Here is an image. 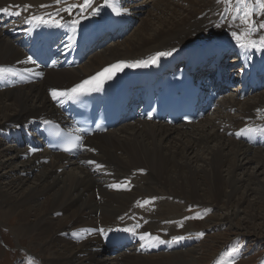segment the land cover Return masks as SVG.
<instances>
[{
    "label": "bare ground",
    "instance_id": "1",
    "mask_svg": "<svg viewBox=\"0 0 264 264\" xmlns=\"http://www.w3.org/2000/svg\"><path fill=\"white\" fill-rule=\"evenodd\" d=\"M73 3L0 0V8L18 5L12 11L21 12L19 16L0 13V67L20 73L0 79V85H5L0 90V220L3 224L12 218L16 220L13 231L20 240L29 242L44 264L209 263L218 247L203 245L211 251L197 257L194 245L202 242L201 237L174 239L178 229L190 231L188 214L184 212L188 207L183 203L197 207V213L212 215L209 225L238 231L247 230L239 215L245 203L249 206L248 198L258 197L264 208V154L259 151L261 148L239 140L237 135L247 120L256 118L255 112L264 109V90L242 103L236 97L238 94L226 97L219 103V111L217 105L213 118L206 115L198 125L181 128L139 119L131 121L88 139L84 152L76 159L46 150H30L33 142L19 147L10 139L34 121L43 125L48 120H61L57 101L61 99L65 106L68 99L54 100L52 90L69 89L118 62L148 61L129 75L130 87L136 88L135 82H139L144 69L153 66L156 77L163 64L175 63L176 53L223 37L236 44L230 33L240 29L236 24L229 28L228 23L216 27L221 23L217 13L225 7L217 0H147L133 6V15L128 11L117 15L111 8L101 7L98 15L83 19L72 32L70 21L78 16L64 11L60 16L55 13ZM25 5L31 7L25 9ZM96 5L101 6L99 0H94ZM46 13L55 19L62 16L61 23L68 22L69 26L29 22L32 16L48 19ZM143 13L147 17H142ZM252 19L264 20V15L253 13ZM135 20L138 24L130 36L93 52L79 66L73 64L72 56L86 52L87 43L108 29L123 30ZM261 35L264 30L251 39L258 40ZM157 52L171 55L152 64L150 60ZM29 57L32 62H28ZM182 61L192 62L190 58ZM34 72L42 76L37 77ZM238 89L239 86L233 91ZM89 160L95 164L82 163ZM96 164L102 167L96 168ZM250 165L257 168L253 174L246 173ZM67 167L73 168L71 173ZM30 175H34V186L27 185ZM112 184L118 187H109ZM250 206L254 213V204ZM256 220L254 214L249 215L248 224L255 232ZM126 227H135V234L122 230ZM157 231L166 235V244L139 239L144 232ZM121 234L134 235L133 246L105 259L103 254L110 241ZM217 238L229 240L226 235L214 239ZM178 246H182L181 251H176ZM229 250L216 260L224 263L237 257Z\"/></svg>",
    "mask_w": 264,
    "mask_h": 264
},
{
    "label": "snow or ice",
    "instance_id": "2",
    "mask_svg": "<svg viewBox=\"0 0 264 264\" xmlns=\"http://www.w3.org/2000/svg\"><path fill=\"white\" fill-rule=\"evenodd\" d=\"M56 5L64 3L65 0H54ZM223 3L225 7L217 13L220 18L221 23H217L216 27H220L222 23H228L229 28L236 24L240 29L239 31H231L230 35L236 41L237 46L245 51H251L252 49L260 50V48H264V35L259 36L257 39H251V37L261 30H264V20H254L252 19L253 13H258L260 15H264V0H217V3ZM109 7L111 10L117 14L121 15L127 11L124 9L121 3V0H104V5H96L94 6V0H82L81 3H73L68 4L64 9H56V16H60L62 11L67 12L69 16L76 15L78 18L72 19L70 21V25L72 26V32L77 30V27L81 24L83 19L90 18L93 15H98L101 7ZM18 5H10L8 7L0 8V13H4L6 15H21L20 11H12V9L19 8ZM31 7V5H25L24 8L27 9ZM40 7L46 8L50 7V5H41ZM74 10H78V12H74ZM48 19H45L43 16H32L29 18V22L32 20L38 21L43 24H48L50 26L56 27H68L69 23L61 21L63 17L60 19H55L51 13H46ZM66 47H71L70 44H66ZM259 46V47H258ZM174 51V50H173ZM167 55H171V52H157L155 56H153L150 60L152 64H155L160 57H164ZM28 62H32V58H28ZM148 61H136L131 64H127L124 62H120L117 64L110 65L102 69L100 72L95 75L89 77L81 81L78 84H75L69 89H65L63 91L52 90L51 95L53 99L58 98H68L75 100L77 96L90 93L92 91H99L103 84L113 79V77L120 71H122L125 67H140L146 66ZM25 71L32 72L31 69H25ZM33 75L40 77L42 73L34 72ZM6 75L18 76L20 73L15 71L12 68L0 67V79H3ZM62 102V101H61ZM151 119V115L148 116ZM46 123H49L46 121ZM247 131V130H242ZM240 135V133H238ZM66 152H72L77 150H84V143L82 136H77L75 141H71L67 143L64 148ZM89 151H95L94 149H87ZM35 151V149H33ZM82 163L95 164V161H82ZM102 165L96 164V168H101ZM109 187H118L117 184L109 185ZM139 203V202H138ZM147 203V201L145 202ZM123 219V218H121ZM125 232H131L135 234V227H126L122 229ZM92 231H95L93 229ZM99 231L103 232V229H99ZM75 235V233H74ZM139 239L141 241H157L163 243L164 241L160 240L159 236H152L151 233L144 232L139 235ZM175 240L183 239V237H174Z\"/></svg>",
    "mask_w": 264,
    "mask_h": 264
},
{
    "label": "rangeland",
    "instance_id": "3",
    "mask_svg": "<svg viewBox=\"0 0 264 264\" xmlns=\"http://www.w3.org/2000/svg\"><path fill=\"white\" fill-rule=\"evenodd\" d=\"M68 1L73 3L72 0H68ZM77 1H80V0H77ZM101 1H102V4H101V6H102L104 0H99V3ZM144 1H147V0L140 1L141 3L140 2L139 3L142 4V3H144ZM212 1H214V0H212ZM138 11H142V10H138ZM144 13L142 14V17H147ZM137 24H138V20L136 21V25ZM130 33L126 37L130 36L131 35ZM122 39H124V38H122ZM122 39H120V40H122ZM111 44H113V43L111 42L109 45H111ZM233 90H234V88L233 89L230 88L229 91L226 93V97L232 96V94L237 93L236 91H233ZM248 99L249 98H247L246 100H248ZM245 101L242 99L240 102L242 103ZM218 111H219V108H218ZM233 113H232V115H233ZM213 115H214V113L209 114L207 116H209L210 118H213ZM238 115L239 114H237L235 116H238ZM203 121H204V119H203ZM198 124L199 123H196L194 125H198ZM176 126H179V125H176ZM179 127L184 128L183 126H179ZM187 129H189V128H187ZM206 130H209V127H206ZM4 143L9 145V143H7V142H4ZM197 150L198 149L196 148V151ZM259 151H262L264 154V147H262L261 150H259ZM71 168L72 167H69V168L67 167V171H69L70 173L73 170V168L72 169ZM248 170L249 171L246 173H248V174L252 173L253 174L254 170L256 171L257 168L255 167V165H250L248 167ZM23 176L25 177V175H23ZM29 179L30 180L28 181L27 185L28 186H31V185L34 186V184H35L34 175H30ZM257 198L258 197L248 198L249 206H248V203H245L241 208V211L243 213H241L239 215V218L242 220L243 223L245 222L244 227L247 228V230L245 229V230H241V231H238L237 229H236L237 231L232 230L228 226L219 227V226H215V225L214 226L209 225V218L212 215H210V214L204 215V212H202V211L197 213V211H199V209H196L197 207L195 208L194 206H187V205H189V203H183V205L185 207H188L184 211L186 214H188L187 215V217H188V223H187L188 231L190 230L189 231L190 234H195L198 237L199 236L202 237V242L194 246V248L196 249V252H198L197 257L198 256H206L207 252L210 253L211 249L204 248L203 245L204 246L213 245V247H215V248L218 247V250L211 257L212 258L210 260L211 263L209 262L207 264H219V262L216 260V257L222 255L224 251L229 250V249H231L230 250L231 252H235L238 255L237 259H239V258H241V256H243L241 260L236 259L237 262H235L234 264H264V208H263L262 202L260 203L257 200ZM250 203L254 204V209H255L254 213L252 212V210L250 208V207H252V206H250L251 205ZM223 213L224 212H220V215ZM230 214H231V212H230ZM252 214H254L255 218L257 219L256 220V225H257L256 226V229H257L256 232L254 229H252V226H250L248 224L249 215H252ZM1 223H2V225H1ZM16 223H17V221L14 220L13 218L10 219V221L7 222V224L6 223L3 224V222L0 220V264H44V262L42 260L43 258L40 255H38L34 250H32V248L29 247V242L20 240L17 237L15 231H13V229L16 226ZM210 226H213V227H210ZM189 232H185L184 228L177 230V233L179 236L189 235ZM161 233H163V232L161 231L160 233H156V235L161 236ZM198 233H200V234H198ZM221 235H223V236L226 235L227 237L229 236V240L223 242L222 241L223 238L214 239L215 236H221ZM207 249H209V250H207ZM205 251H207V252H205ZM103 257L105 259H109L111 257H115V255H113L111 253V251L105 249ZM228 264H230V263H228Z\"/></svg>",
    "mask_w": 264,
    "mask_h": 264
}]
</instances>
